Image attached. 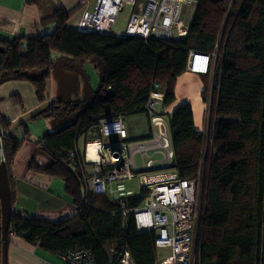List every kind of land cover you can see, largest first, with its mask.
Returning <instances> with one entry per match:
<instances>
[{"label":"trees","instance_id":"16d2710c","mask_svg":"<svg viewBox=\"0 0 264 264\" xmlns=\"http://www.w3.org/2000/svg\"><path fill=\"white\" fill-rule=\"evenodd\" d=\"M71 16L57 5L41 21L53 24L51 33L0 40V85L28 82L38 102L47 99L53 56L77 68L90 65L100 80L88 101L74 107L59 102L48 106L46 114L52 119L71 116L73 120L37 143L51 164L29 166L64 181L76 214L57 223L11 217L7 246L12 234L50 254L89 250L96 264H120L123 251L132 264H156L154 232L139 233L132 213L123 215L109 198H85L81 176L69 167L68 158L78 149V138L99 120L145 114L153 82L164 93L162 107L170 105L176 79L186 72L189 52L209 54L218 45L210 72L215 80L208 114L212 137L205 145L204 134L194 129L190 105L181 104L169 121L173 166L186 173V168L202 163L194 264H264V0H199L187 36L175 41L79 32L64 27ZM32 71L44 73L31 76ZM206 95L205 87L204 101ZM20 127L23 135L17 139L0 117L12 205L13 162L29 139L27 128ZM142 196L141 192L127 198L128 209L138 205Z\"/></svg>","mask_w":264,"mask_h":264},{"label":"built area","instance_id":"2783aa9c","mask_svg":"<svg viewBox=\"0 0 264 264\" xmlns=\"http://www.w3.org/2000/svg\"><path fill=\"white\" fill-rule=\"evenodd\" d=\"M199 0H89L88 8L68 28L86 33L112 37H137L144 40L175 41L187 36L188 23L183 17L188 7ZM123 16V18H121ZM219 46L213 53L190 51L186 72L206 76L215 64ZM214 90V85H213ZM164 93L153 82L145 115L151 133L140 140H130L121 117L99 120L84 138V145L71 153L69 167L83 181L84 197L109 198L122 210L132 213L139 233L154 232L155 247L163 252L156 264H194V248L202 207L200 163L192 167V174L183 173L173 166L169 116L162 107ZM0 134V162L2 155ZM212 137L211 126L206 133V144ZM86 139V141H85ZM109 139V141H108ZM97 144L96 161L87 159V146ZM190 169V170H191ZM137 180L140 203L130 209L128 196H115L114 183ZM21 214L11 210L10 217ZM12 236V234H11ZM0 229V250H1ZM64 264H96L92 253L75 249L58 255ZM120 264H132L127 251H123Z\"/></svg>","mask_w":264,"mask_h":264},{"label":"crops","instance_id":"0c3cea01","mask_svg":"<svg viewBox=\"0 0 264 264\" xmlns=\"http://www.w3.org/2000/svg\"><path fill=\"white\" fill-rule=\"evenodd\" d=\"M88 2L89 0H0V40L13 41L16 38H33L51 33L54 29L53 24L41 21L48 17L57 5H61L67 13L72 14L66 24L68 26L88 8ZM52 59L54 62L58 60L56 56H53ZM210 74L199 76L185 72L181 74L182 76L177 77L174 86V101L177 105L170 113L172 114L183 103L190 105L187 99L177 98L176 87L179 84L187 87L197 85L198 88H201L204 83L208 88L207 85L211 82L212 92L214 82H212L213 76L210 77ZM99 81L96 72L88 64L82 68L62 64L50 71L47 99L43 102L37 101L34 88L28 82H6L0 85V117L10 124L9 134L21 139L23 135L21 125L26 127L29 132V139L21 145L12 166V184L15 192L12 209L19 212L22 217L57 223L72 218L76 214V207L72 198L66 193L64 181L32 171L29 166L31 163L44 167L51 164V158L37 146V143L42 141L44 136L62 130L73 120L71 116H64L61 120L52 119L46 114L48 106L52 102L72 105V107L78 103H84L97 91ZM202 89L204 90V88ZM207 112L204 106L198 110L196 115L192 110L194 129L204 134L205 145L206 133L209 128ZM166 115L170 119V115ZM145 125L146 130L143 131L140 139L150 136L151 129L147 117ZM128 137L132 140L130 135ZM81 139L77 140L78 148L82 147ZM81 143L84 145V142ZM190 169L186 168L185 171ZM128 197H132V195ZM162 253L157 251V258ZM6 264L64 263L58 255L50 254L22 238L12 235L7 246Z\"/></svg>","mask_w":264,"mask_h":264},{"label":"rangeland","instance_id":"374dc122","mask_svg":"<svg viewBox=\"0 0 264 264\" xmlns=\"http://www.w3.org/2000/svg\"><path fill=\"white\" fill-rule=\"evenodd\" d=\"M194 8L195 7H188L187 8V10L184 14V17H183L184 24H187L188 21L191 19ZM121 18H123V16H121ZM211 75L212 74H210V77H211ZM180 76H182V75H180ZM212 82L215 83L214 76L212 77ZM208 84L209 85H207L208 88H207V97H206L207 101L203 100V96H202V92H201L203 90L202 88L205 89L204 83H202L201 88H198L197 85H194V86L192 85L190 87H187V86H182L181 84H179L176 87L177 98L178 99H183V98L187 99L190 102L191 110L195 111V115H196V113H198V110H201L202 106H204V109L206 108L208 111L207 113L210 114L209 106L211 103V86H212V83L210 82ZM175 105H177V103H175V101H174V103L172 102L170 105L162 107L164 113L170 115L171 114L170 112L175 107ZM208 117H209V120L211 121L210 115ZM123 121H124L125 127L127 129V133H128V135H130V138L132 140H136V141L140 140V138L142 137L143 131L146 130L145 129L146 115L142 114V113L129 115V116H126L123 119ZM210 121H209L208 125H210ZM108 141H109V139H108ZM81 142H84L83 138L80 140V144L83 146V144ZM199 168H200V178H201V187H202V163H200ZM193 172H194L193 169L186 171V173L188 175L192 174ZM112 187L115 190H117L115 192V196H117V195L118 196H121V195L137 196L140 194V190H139L137 180L126 181L124 183H114V184H112Z\"/></svg>","mask_w":264,"mask_h":264},{"label":"water","instance_id":"95a60500","mask_svg":"<svg viewBox=\"0 0 264 264\" xmlns=\"http://www.w3.org/2000/svg\"><path fill=\"white\" fill-rule=\"evenodd\" d=\"M68 28V26H64ZM65 59H58L53 63V67L60 66L65 64ZM44 73V71H32L29 72V75H40ZM1 134V131H0ZM12 210V202H11V190L8 180L7 169L4 162H0V229H1V264H6V255H7V230L10 221V213Z\"/></svg>","mask_w":264,"mask_h":264},{"label":"bare ground","instance_id":"6f19581e","mask_svg":"<svg viewBox=\"0 0 264 264\" xmlns=\"http://www.w3.org/2000/svg\"><path fill=\"white\" fill-rule=\"evenodd\" d=\"M97 147H98L97 144L94 142L88 144V146H87V159L89 161H96L97 160V156H96Z\"/></svg>","mask_w":264,"mask_h":264}]
</instances>
